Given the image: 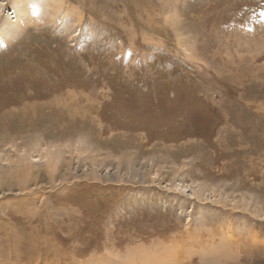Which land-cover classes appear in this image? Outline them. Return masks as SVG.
<instances>
[{
	"label": "rangeland",
	"instance_id": "obj_1",
	"mask_svg": "<svg viewBox=\"0 0 264 264\" xmlns=\"http://www.w3.org/2000/svg\"><path fill=\"white\" fill-rule=\"evenodd\" d=\"M17 1L0 264H264V0Z\"/></svg>",
	"mask_w": 264,
	"mask_h": 264
},
{
	"label": "bare ground",
	"instance_id": "obj_2",
	"mask_svg": "<svg viewBox=\"0 0 264 264\" xmlns=\"http://www.w3.org/2000/svg\"><path fill=\"white\" fill-rule=\"evenodd\" d=\"M15 1V0H14ZM17 1V0H16ZM23 2V3H22ZM17 6V12H18V17L19 14L20 15H27V13L29 15H31V7H30V1L28 0H18L16 3ZM13 24V23H12ZM12 28L11 24L9 22H4L2 23V27H1V31L2 33L5 35L8 32H10V29ZM9 34V33H8ZM2 129V128H1ZM33 234V233H32ZM35 236V235H34ZM30 239V238H29ZM28 239V240H29ZM35 240V238H34ZM30 241V240H29ZM32 242V241H31ZM35 242V241H34ZM35 244V243H34ZM32 251V250H31ZM159 251L156 252V254H158Z\"/></svg>",
	"mask_w": 264,
	"mask_h": 264
}]
</instances>
